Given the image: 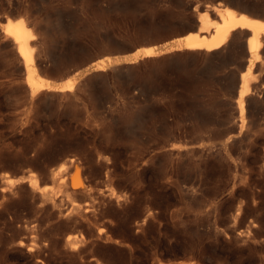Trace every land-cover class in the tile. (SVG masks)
Instances as JSON below:
<instances>
[{
    "label": "rangeland",
    "instance_id": "rangeland-1",
    "mask_svg": "<svg viewBox=\"0 0 264 264\" xmlns=\"http://www.w3.org/2000/svg\"><path fill=\"white\" fill-rule=\"evenodd\" d=\"M219 1L0 0V264H264V54L243 122L229 79L246 58L124 60ZM19 13L43 75L116 67L35 99L4 33Z\"/></svg>",
    "mask_w": 264,
    "mask_h": 264
},
{
    "label": "bare ground",
    "instance_id": "bare-ground-1",
    "mask_svg": "<svg viewBox=\"0 0 264 264\" xmlns=\"http://www.w3.org/2000/svg\"><path fill=\"white\" fill-rule=\"evenodd\" d=\"M228 2L230 3L227 4ZM228 2L219 1L211 6L207 5L205 11L198 13L195 23L186 29L187 34L183 37L159 46L147 45L124 60L134 62L147 56L156 57L162 53L182 49L204 55L207 62L206 69L208 67L212 71L216 65L218 67L226 66L229 59L242 60V58H246L245 71L241 72L240 80L238 81L234 76L229 79L232 89L237 90L236 101L243 122L245 106L248 107L250 99L257 91V85L252 83L251 69H259L261 63L257 62L258 57L260 53L264 54V0H228ZM34 29L31 21L21 14L17 15L14 20L8 18L7 23L4 24V33L12 38L23 60L26 83L34 98L35 95L36 97L39 95L46 97L52 90L73 95L75 88L78 89L82 84L88 89L98 76H103L102 72L105 68L117 65L114 62L118 60L110 57L101 58L83 70H77L71 75L66 74L65 79L64 77L59 80L49 78L39 71L34 61L33 54L37 50V37H35ZM243 42L245 43L243 44ZM37 94L39 95L37 96ZM72 161L74 160L72 159ZM61 171L62 166L56 173L60 174ZM70 186L75 190L85 188L86 184L80 179L79 174H76L71 177ZM72 238L69 236L66 240L73 244Z\"/></svg>",
    "mask_w": 264,
    "mask_h": 264
}]
</instances>
